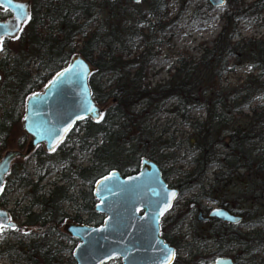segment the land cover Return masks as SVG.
<instances>
[{"label": "trees", "instance_id": "obj_1", "mask_svg": "<svg viewBox=\"0 0 264 264\" xmlns=\"http://www.w3.org/2000/svg\"><path fill=\"white\" fill-rule=\"evenodd\" d=\"M225 1L229 6L218 13L221 27L211 44H203L196 59L186 52L174 53L167 77L151 84L149 63L175 33V18L167 17L168 0H30V19L23 31L15 44L0 51V149L19 119L24 97L78 52L92 66L88 83L93 98L108 103L102 118L88 121L91 127L82 139L100 136L101 141L88 152L89 169L77 168V176L94 180L111 167L126 171L137 167L141 157L156 162L164 179L181 172L175 186L204 187L249 226L242 230L239 225L233 235L232 228L220 224L194 238L199 243L211 239L214 255L222 254L219 249L224 241L230 244L228 249L237 243L235 260L264 264L259 255L264 248V103L252 101L264 94V39H231L242 18L262 14L264 0ZM242 63L250 71L233 86L218 87L222 73ZM105 75L107 81L101 80ZM171 99L170 110L179 112L182 122L192 127L186 142L196 153L186 170L174 165L177 156L172 149L164 150L179 146L182 140L154 134L150 124ZM195 105L204 107V117L189 120L188 112ZM15 175L20 184L30 182L21 169ZM10 187L6 176L0 205ZM51 188L44 196L33 195L43 208L27 214L25 222L34 224L41 217L36 230L24 241L17 238L5 243L0 257L11 262L22 259L23 264H74L71 255L60 254L53 241L52 227L60 215L57 207L66 192L55 185ZM25 206L23 210L29 204ZM101 217L93 209L89 219L98 223ZM191 261L176 258L174 264H197Z\"/></svg>", "mask_w": 264, "mask_h": 264}, {"label": "water", "instance_id": "obj_2", "mask_svg": "<svg viewBox=\"0 0 264 264\" xmlns=\"http://www.w3.org/2000/svg\"><path fill=\"white\" fill-rule=\"evenodd\" d=\"M138 1V0H133ZM213 6L221 5L220 0H208ZM25 6L29 15L27 0H0V7L7 8L12 15L0 24L7 26L12 36L19 30L23 20H16L15 5ZM28 17L25 16L24 19ZM5 29L0 28V35ZM80 65L87 70L82 71ZM68 70V71H66ZM91 64L78 52H74L60 68L52 73L41 90L32 91L25 99L22 126L29 135L26 149L42 143L46 150L52 149L62 138L65 128L78 117L97 120L102 115V107L95 101L88 83ZM60 73H64L60 76ZM91 106L96 113L85 111ZM25 116L29 119L25 120ZM31 129V130H29ZM37 133L34 135L33 133ZM44 135L46 139H39ZM25 150V151H27ZM22 155L17 149H6L0 156V190L11 159ZM176 190L167 185L160 167L153 160L141 157L137 171L121 174L110 169L93 181L94 209L103 214L97 224H70L66 230L77 238L71 250L74 264H102L117 256L120 264H172L175 253L172 245L160 234V218L172 203ZM215 217L236 221L238 214L222 206H213L210 211ZM219 213V214H214ZM0 214H5L2 222L21 226L8 216L7 209L0 206ZM208 264H236L229 256H217Z\"/></svg>", "mask_w": 264, "mask_h": 264}, {"label": "flooded vegetation", "instance_id": "obj_3", "mask_svg": "<svg viewBox=\"0 0 264 264\" xmlns=\"http://www.w3.org/2000/svg\"><path fill=\"white\" fill-rule=\"evenodd\" d=\"M27 3L29 10L28 16H30V0H27ZM11 15L12 13L10 10L4 7H0L1 21H6L9 17H11ZM24 25L25 23L23 22L19 30L16 31L12 36L1 34L3 35V43L0 44V48L4 49L10 44V42L17 40V37H19L21 33L20 29L23 28ZM44 83L39 87L33 89L32 91L41 90ZM27 95L23 99L21 112L17 121V123L19 122L20 124L21 132L16 137V147L7 148L22 151V155H15L11 159L8 171L5 174V177L7 176L11 182V187L6 196L5 203L3 205H0L7 209L9 218L16 221L21 226V228L16 229L6 227V229L9 232L24 233L27 231V227L29 225L35 224L36 227H38L37 223L41 217L37 220V223L34 224L25 222V219H27V214H29L30 212L40 213L43 208L40 202L34 201L35 198L33 195L36 194L39 195V197L41 195L44 196V194L46 195L54 185L57 186L59 190L60 188H63L65 189L66 196L61 199V202L57 207L60 215L58 220H55V227H52L54 228L53 241H55L56 246L60 249L61 253L67 250L68 254L71 255V250L75 246L77 238L66 230L67 226L70 224L78 223L97 224L89 219L91 215H93L94 209L95 199L93 195V181L95 179L89 180V177L85 179L80 178L77 176L76 172L77 168L79 167H87L88 170V167L91 166L92 162L90 158H87V160L89 159V163L87 164H83L82 162L78 164V162H75L81 159L75 153L76 150H78L80 153L87 152L86 154H88V152L90 153L93 150L94 144L96 145L101 141L100 136H98L100 140L97 143L96 139H93L90 135H87L85 139H82L84 131L88 133V129L89 127H91L89 126L88 121L96 120L82 118L74 121L71 125V128L67 132H64L60 141L53 147L55 148L54 151L51 149L46 150L42 143L35 144L27 150L26 147L30 137L24 131L22 126V116L25 110L24 105ZM103 110L104 109H102V113ZM16 125L14 126V128H11L8 138L13 136V133L17 131ZM3 152L0 154V156L3 154ZM28 156H34L36 161L34 166H32L30 169L26 167L25 163V159ZM18 159H21V161ZM57 163L59 164L58 166ZM138 167L139 164L137 167L126 168V171L111 167L108 168L105 172L110 169H116L119 173L124 175L137 171ZM17 169H21L22 172L28 174V176L30 177L29 183H19L15 175V170ZM105 172H103L102 174H104ZM50 173L55 174L54 177H57V179L55 180L56 182L52 183V178H48V175ZM33 175H35V178H32ZM77 178H80L83 183H81V180H79L80 182H78ZM165 180L169 187L175 188L176 193L170 207L163 213L160 218V234L163 239L167 241V243L174 247V260L176 258H182L184 260L192 259L190 263L195 261L197 264H208L217 256H229L236 264H243L233 258V254L235 253V251L237 252V247L240 246L239 244L234 243L233 245H231V249H228L230 244L224 241V244L219 249V252L222 254L214 255L215 247L212 245L211 239H209L207 242L199 243V241L194 238L198 237L199 239L201 235L206 233L205 231L216 229V227L220 224H224L225 226L232 228L234 230L233 235H236V230L239 225H241L242 230L247 229L248 227L246 224H244L241 217L236 221H228L215 217L210 213L213 206H222L232 213H237L231 210L229 207L221 205L218 200L208 195L205 192L204 187L202 189L198 185H189L183 187L182 189H179L174 185L173 180L167 178ZM15 188H23V191L20 193V195H17L13 199H11V201H9L8 195ZM25 197H27V204H29V206L26 210H23V208H25L26 206L25 204L23 205L21 201H23ZM211 201L214 203L211 204ZM35 206L37 207V209H35ZM40 223L41 220H39V224ZM41 232L43 234L45 233V230H42ZM5 243L6 241L3 245H5ZM190 244H192V246ZM3 245L0 246V249L3 247ZM181 251H183V254L180 255ZM174 260L172 264H174ZM0 264H4V262L1 261V258ZM117 264H120L119 258Z\"/></svg>", "mask_w": 264, "mask_h": 264}, {"label": "rangeland", "instance_id": "obj_4", "mask_svg": "<svg viewBox=\"0 0 264 264\" xmlns=\"http://www.w3.org/2000/svg\"><path fill=\"white\" fill-rule=\"evenodd\" d=\"M250 1V0H244ZM232 4V3H231ZM229 6V2H224L221 5L213 6L209 3L208 0H168L167 8L168 14L167 17H174L176 25L172 28L175 31L174 35L170 39V43H164L158 49V54L151 60L149 63L150 73L148 75L149 82L155 83L165 79L168 75V68L174 63V53L182 51L191 55L194 59L197 58L199 52L201 51L203 44H211V41L215 34L221 27V19L219 16V11L226 9ZM239 37L247 38H262L264 39V8L262 9V14L257 17H247L246 19L242 18L240 20V26L237 28V32L232 36L231 39H237ZM15 41L10 42L12 45ZM15 44V43H14ZM157 46H154V49ZM141 49V46H138L137 51ZM249 66L245 63L241 65L231 66L229 70H225L221 75V83L218 84V87L229 88L235 83L239 82L241 78L245 75L246 72H249ZM101 80H106V75L101 78ZM253 102L264 103V94L255 96L252 100ZM102 109L105 108L106 102H97ZM173 104L172 99L168 102L165 107L159 111L151 120L150 124L154 127V134L162 132V137L167 138L169 136L173 137V140L181 141L179 146L174 147H165L164 150H173L174 155L177 156V160L174 163L175 166H178L181 170H186L192 166L190 158L196 153V150H190L187 146L186 137L192 131V127L188 123H183L181 120L180 113H174L170 110L171 105ZM246 110V109H245ZM188 114L191 116L189 120L203 118L205 114L204 107L202 105H195L190 109ZM17 131L13 133V136L7 138L6 144L1 147L0 154L7 148L16 147V137L21 132V127L19 122L16 125ZM76 139V138H75ZM96 143L99 142V137L96 138ZM77 141V140H76ZM77 145V143H76ZM95 145V144H94ZM79 158L78 164L82 162L83 164L89 163L87 152L80 153L78 150L75 152ZM21 161V159H18ZM17 160V161H18ZM26 167L31 168L36 163L34 156H28L25 159ZM169 162L165 163L164 166H167ZM59 164L57 163V166ZM213 166H209L206 170V176L210 177ZM54 170V169H52ZM181 172L174 171L167 176V179L175 180ZM52 173L48 175V178L54 176ZM35 178V175L32 176ZM78 182L81 180L77 178ZM81 183L83 181L81 180ZM23 191V188H15L12 190L8 199L11 201L17 195ZM45 195V194H44ZM22 204H27V197L21 201ZM211 204L214 202H210ZM35 209L37 207L35 206ZM28 226V225H27ZM249 227V226H248ZM36 225H29L27 231L24 233L21 232H9L6 228L3 231H0V244L3 245L4 242H12L17 238H20L22 241L26 240L27 237L31 235L32 232L36 230ZM29 231V234H28ZM7 239V240H6ZM185 239V238H184ZM0 245V246H1ZM63 256H67V250L63 253H60ZM183 254V251L180 252V255ZM259 255L264 258V248L260 249ZM1 261L4 264H23L22 259H17L13 262L9 261L6 257H0ZM118 258L115 256L109 261L102 264H117Z\"/></svg>", "mask_w": 264, "mask_h": 264}, {"label": "snow or ice", "instance_id": "obj_5", "mask_svg": "<svg viewBox=\"0 0 264 264\" xmlns=\"http://www.w3.org/2000/svg\"><path fill=\"white\" fill-rule=\"evenodd\" d=\"M220 2L222 3L223 0H220ZM7 3H8V4H11V3H12V0H7ZM15 8H16V10H17L16 17H15L16 20H17V21H21V20H23L24 23H27V22H28V19H30V16H28V14L24 11L25 6L22 5V4H17V5H15ZM5 11H6V9H5ZM25 16H27L28 19H24ZM0 28L5 29V31H4V35H11V33H9V32L7 31V26H6V25L0 24ZM20 31H23V29L21 28ZM17 38H18V37H17ZM2 43H3V35H0V44H2ZM0 50H3V49L0 48ZM80 68H81L82 71H86V70H87L83 65H80ZM66 71H68V70H66ZM59 75H60V76H63L64 73H60ZM85 111H86V112H89V113H93V114L96 113V110H95L93 107H91V106H86V107H85ZM78 118H81V119H82L83 117H78ZM100 118H102V116H101ZM28 119H29V117H28V116H25V120H28ZM70 128H71V125H69V128H65L64 131L67 132ZM29 130H31V129H29ZM33 134L36 135L37 133L34 132ZM39 139L44 140V139H46V137H45L44 135H40V136H39ZM51 150L54 151L55 148H52ZM173 195H175V194H173ZM166 210H167V209H165V211H166ZM161 214H163V213H161ZM214 214H219V213H214ZM4 216H5V214H0V221H2V218H3ZM6 227H8V225H5V224H3L2 222H0V231H3ZM11 227L14 228L15 225H11ZM174 255H175L174 252L171 253V255L168 257L169 261H170L171 257L174 256Z\"/></svg>", "mask_w": 264, "mask_h": 264}, {"label": "built area", "instance_id": "obj_6", "mask_svg": "<svg viewBox=\"0 0 264 264\" xmlns=\"http://www.w3.org/2000/svg\"><path fill=\"white\" fill-rule=\"evenodd\" d=\"M68 252V251H67Z\"/></svg>", "mask_w": 264, "mask_h": 264}]
</instances>
